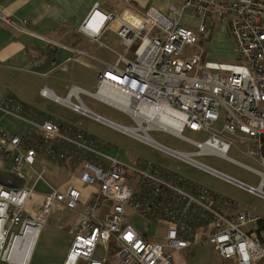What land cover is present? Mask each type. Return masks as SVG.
<instances>
[{
	"label": "built area",
	"instance_id": "1",
	"mask_svg": "<svg viewBox=\"0 0 264 264\" xmlns=\"http://www.w3.org/2000/svg\"><path fill=\"white\" fill-rule=\"evenodd\" d=\"M186 9L200 17L201 33L210 14H216L218 22L229 27L237 63L208 61L202 51L183 56L184 49L197 42L196 35L180 23ZM0 23L30 33L26 21L15 22L2 13ZM103 30L114 32L130 57L117 54L115 63L97 74L93 93L71 84L64 98L47 87L39 91L40 96L149 146L176 163L142 157L133 164L122 162L118 158L120 149L84 129L81 123L47 117L35 125V110L26 108L25 114L22 103L7 99L1 109L4 114L36 127L20 133L0 127V154L12 161L10 172L24 178L23 166H33L35 158L41 156L63 169H78L79 182L94 191L87 200L72 186L51 189L41 212L23 219L32 189H2L0 264H15L5 255L25 224L32 222L39 232L42 220L60 210H81L64 264H103L94 258L98 244L105 252L111 247L115 264H174L173 254H189L197 246L234 264L264 263L260 218L248 207L192 180L180 165L264 200V173L228 157L236 151L264 168V0H183L167 13L151 7L142 15L130 11L114 15L95 4L79 31L97 41ZM77 54L86 55L81 51ZM82 94L120 112L132 124H117L96 114L84 105ZM220 120L223 122L217 128ZM152 132L171 135L195 151L166 148L152 139ZM186 132L204 138L194 141L185 136ZM110 150L116 151L114 157L107 154ZM203 156L226 160L257 176L259 182L252 186L196 160ZM104 207L107 211L100 218ZM127 209L164 231L162 240L136 230ZM16 227L19 233L14 232Z\"/></svg>",
	"mask_w": 264,
	"mask_h": 264
},
{
	"label": "crops",
	"instance_id": "2",
	"mask_svg": "<svg viewBox=\"0 0 264 264\" xmlns=\"http://www.w3.org/2000/svg\"><path fill=\"white\" fill-rule=\"evenodd\" d=\"M182 1L0 0V13L15 22L26 21L27 29L30 32L29 34L17 32L0 23V127L11 133H20L26 129L35 130V125L50 117L63 123H81L84 129L92 133L89 123L94 122L52 100L41 97L39 91L43 87H47L56 96L64 98L69 86L74 84L87 93H93L96 88L97 74L106 66L114 64L117 54H125L130 57L129 53H126L120 38L114 32L103 30L98 40L95 41L79 31L93 6L98 4L102 11L114 15H121L125 11L142 15L151 7L167 13L171 6H180ZM205 1L229 3L236 0ZM199 22L200 17L193 15L192 10H184L180 23L196 35V44H199L200 51H204V59L222 64L237 63L235 46L229 27L218 22L216 14L209 15V19L205 23V30L202 33L198 31ZM78 51L84 52L86 55L78 56ZM61 66H65L66 70H60ZM9 98L22 103L25 106L23 111L25 114L27 113L26 108L35 110L37 113L34 118L35 125L28 124L26 126L18 118L1 111ZM80 98L83 103L84 99L96 101L88 94H82ZM84 105L86 104L84 103ZM128 121L132 124L129 119ZM251 161L257 164L255 161ZM11 164L10 159L4 160L0 154V170L10 171ZM181 169L185 175L198 182L195 177L183 170V166ZM61 172L64 173L65 177L56 186L55 180L59 179L58 175ZM22 174L25 179L24 187L32 189V193L23 208V219L37 216L41 212L44 197L51 189H65L67 186H72L79 189L87 200L91 198L94 191V188L84 187L79 182L78 169H63L41 156L35 158L33 166H23ZM39 175L41 179H38ZM2 189L5 188L0 185V191ZM80 212L81 210H60L46 216L42 220V226L36 240L35 235L28 232L27 237L22 242H25L24 245L21 246V242L16 245L18 250L25 249L24 261L31 252L26 264H64L73 241V227L79 219ZM253 215L257 216L255 213ZM142 219L148 226L153 225L146 219ZM139 232L146 235L143 231ZM95 255L96 250L94 258ZM99 261H102L103 264L116 263L112 250L107 251L105 258L99 259Z\"/></svg>",
	"mask_w": 264,
	"mask_h": 264
},
{
	"label": "rangeland",
	"instance_id": "3",
	"mask_svg": "<svg viewBox=\"0 0 264 264\" xmlns=\"http://www.w3.org/2000/svg\"><path fill=\"white\" fill-rule=\"evenodd\" d=\"M201 50L199 44L194 45L193 47H186L183 52V56L192 55L199 53ZM204 52V51H202ZM231 64V62H229ZM233 63V62H232ZM85 106L90 109L91 111L103 116L104 118L109 119L110 121L121 124V125H130L127 117H125L120 112L107 107L103 104H100L96 101L91 99H84ZM223 120L216 125L217 128H220ZM89 126L92 130V133L99 138L105 140L106 142L116 146L119 150V160L125 163L133 164L134 161L139 158H148L153 161L157 162H174L165 156L163 153L146 146L134 139H131L123 134H120L116 131L108 129L102 125H98L95 123H89ZM152 139L160 145L165 146L171 150H178V151H194V147L185 144L184 142L180 141L179 139L160 132H152L151 134ZM185 136L194 141H202L204 136L202 134H194L191 132H186ZM108 155L114 157L116 155L115 150H110ZM228 157L236 162L242 163L246 166H249L257 171L264 172V168H260L257 164L253 163L248 158L236 153L235 151H231L228 154ZM198 162L212 167L222 173H225L233 178L241 180L247 184L252 186H256L258 182V178L247 172L246 170L226 161L216 156H203L198 157L196 159ZM183 166V170L187 171L190 175L196 178V180L207 186L208 188L213 189L214 191L220 193L223 196H226L230 199L237 201L238 203L248 207L253 213L257 216L264 219V200L254 196L244 193L234 187L221 182L211 176H208L192 167ZM59 179L55 180L56 186L57 184L63 181L64 173H60ZM264 190V189H263ZM127 215L129 216L130 224L135 227L139 231H143L146 235L150 236L152 239L160 241L164 237V231H161L156 225L148 226L147 223L145 224L143 219L136 216L133 212L127 209ZM148 226V228H147ZM16 233H19V229H14ZM108 252L111 251V247L107 249ZM97 260H102L106 256L105 248L103 245L98 244L96 247V255ZM174 264H234L231 260L223 261L218 256L213 254L209 249L197 246L194 247L191 253H175L173 254Z\"/></svg>",
	"mask_w": 264,
	"mask_h": 264
},
{
	"label": "bare ground",
	"instance_id": "4",
	"mask_svg": "<svg viewBox=\"0 0 264 264\" xmlns=\"http://www.w3.org/2000/svg\"><path fill=\"white\" fill-rule=\"evenodd\" d=\"M28 232H32L35 235V240H36V237L38 235V227L35 224H33L32 222L27 223L24 225L21 233H19L15 237L12 250L9 253L7 252L5 255V257H8L9 260L15 264H26L28 259H29L31 252H30V254L27 255L26 261H24V255L23 254H24L25 249L22 248V249L18 250V248H16V245L20 242H21V246L24 245L25 242L24 243H22V242H23V239L27 237ZM32 250H33V248L31 249V251Z\"/></svg>",
	"mask_w": 264,
	"mask_h": 264
},
{
	"label": "water",
	"instance_id": "5",
	"mask_svg": "<svg viewBox=\"0 0 264 264\" xmlns=\"http://www.w3.org/2000/svg\"><path fill=\"white\" fill-rule=\"evenodd\" d=\"M0 185L4 188H23L25 185V179L19 178L16 174L11 173L10 171L0 170ZM107 211V207L102 209L100 218Z\"/></svg>",
	"mask_w": 264,
	"mask_h": 264
},
{
	"label": "trees",
	"instance_id": "6",
	"mask_svg": "<svg viewBox=\"0 0 264 264\" xmlns=\"http://www.w3.org/2000/svg\"><path fill=\"white\" fill-rule=\"evenodd\" d=\"M261 154L264 157V136L262 137V146H261ZM259 224L264 228V220L260 219Z\"/></svg>",
	"mask_w": 264,
	"mask_h": 264
}]
</instances>
